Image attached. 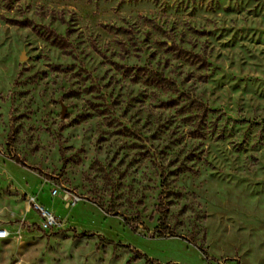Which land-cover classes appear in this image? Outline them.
Returning a JSON list of instances; mask_svg holds the SVG:
<instances>
[{"label": "rangeland", "instance_id": "1", "mask_svg": "<svg viewBox=\"0 0 264 264\" xmlns=\"http://www.w3.org/2000/svg\"><path fill=\"white\" fill-rule=\"evenodd\" d=\"M0 228V264H264V0H0Z\"/></svg>", "mask_w": 264, "mask_h": 264}, {"label": "built area", "instance_id": "2", "mask_svg": "<svg viewBox=\"0 0 264 264\" xmlns=\"http://www.w3.org/2000/svg\"><path fill=\"white\" fill-rule=\"evenodd\" d=\"M34 208L39 213V227L41 229L47 230L59 224V220L55 213L50 209L44 206L33 202ZM6 236V231L3 228H0V239Z\"/></svg>", "mask_w": 264, "mask_h": 264}, {"label": "trees", "instance_id": "3", "mask_svg": "<svg viewBox=\"0 0 264 264\" xmlns=\"http://www.w3.org/2000/svg\"><path fill=\"white\" fill-rule=\"evenodd\" d=\"M158 75H159L160 79H163L161 74H158ZM203 110H205V112H209V111H210V110L207 109L205 106H204ZM159 233H160V231H159Z\"/></svg>", "mask_w": 264, "mask_h": 264}, {"label": "water", "instance_id": "4", "mask_svg": "<svg viewBox=\"0 0 264 264\" xmlns=\"http://www.w3.org/2000/svg\"><path fill=\"white\" fill-rule=\"evenodd\" d=\"M20 58H22V56H20ZM61 115L63 116V112L61 113Z\"/></svg>", "mask_w": 264, "mask_h": 264}]
</instances>
